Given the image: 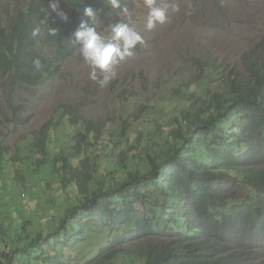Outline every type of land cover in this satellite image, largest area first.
<instances>
[{
	"label": "trees",
	"instance_id": "obj_1",
	"mask_svg": "<svg viewBox=\"0 0 264 264\" xmlns=\"http://www.w3.org/2000/svg\"><path fill=\"white\" fill-rule=\"evenodd\" d=\"M47 5L48 0H31L9 29H4L0 16V71L12 79L11 88L25 84L31 91L55 75L52 62L46 61L38 46L42 39L59 60L78 51L73 34L80 21L87 20L84 7L99 10L96 20H88L90 27L99 19L124 14L110 8L107 0H60V9L70 16L60 24L48 17ZM5 6L0 0V13ZM123 7L129 10L130 3L122 0ZM45 18L49 27L58 29L57 36H48L47 27L40 25ZM36 27L41 34L34 37ZM242 57L241 68L233 66L224 79L214 82L217 71L213 72L210 82L216 87L207 88L206 101L190 92L183 94L186 106L176 112L173 128L140 133L151 146L143 167L145 157L136 143L121 146L104 139L99 144L104 126L87 119L80 121L76 146L65 149L60 141L51 152L53 130L48 122L29 134L23 150L17 147L12 156L10 150H0V198L5 202L0 212L7 219V226L0 225V264H264V39ZM34 58L41 61L39 70L33 67ZM206 68L211 73L215 63ZM8 104L11 112L0 123L26 124L24 102L16 105L10 94ZM125 125L120 137L131 131ZM156 135L162 144L150 142ZM93 147L98 148L96 164L97 157L104 161L117 152L120 171L95 166L98 179L91 174L70 176L80 158L89 161ZM49 171L62 176V188L73 186L77 199L87 195L89 188L93 195L79 205L40 206L45 211L38 221L48 224L42 226L35 224L32 211L24 215L22 207L25 200L31 206L30 200L40 203L47 198L53 179L45 184L44 174ZM65 194L68 204L73 194ZM41 196L45 198L37 200ZM168 199L174 204L170 210ZM54 209L66 210L54 219ZM129 224L134 227L127 228ZM93 227L109 230L112 238L91 259L75 263L66 248L93 238L89 231ZM151 238L158 242L147 244Z\"/></svg>",
	"mask_w": 264,
	"mask_h": 264
},
{
	"label": "rangeland",
	"instance_id": "obj_2",
	"mask_svg": "<svg viewBox=\"0 0 264 264\" xmlns=\"http://www.w3.org/2000/svg\"><path fill=\"white\" fill-rule=\"evenodd\" d=\"M127 1L130 3V22L125 13L114 15L108 20L99 21L96 29L103 35H108L104 32L105 26L121 20L137 29L145 43L138 44L133 50L134 54L117 65L116 78L106 87L101 88L88 79L90 68L78 51L71 53L66 59L59 60L45 47V38L38 46L46 55V61L52 62L55 75L47 77L37 87H33V92L29 91L25 84H17L11 88L12 79L0 71V122L6 113L11 112L8 104L10 94L13 95L16 105L24 102L22 117L28 120L24 125L0 123V150H10L11 156L17 152V147L23 150L27 146L29 134L39 132L48 122H52L53 130L50 132L49 142L51 152L59 147L60 141L65 142V149L76 146L77 134L83 126L80 121L87 119L102 122L104 126L99 144L104 143V139L111 143L115 141L121 146H126L125 143H136L138 151L145 157L142 160L144 164L140 166L143 167L148 163L147 153L151 146L147 145L143 137L141 139L140 133H153L161 127L173 128L172 120L176 112L186 106L183 99L186 95L183 97V94L190 92L206 101L209 98L207 88L216 87L210 82L214 76L213 72L217 71L214 82L216 79H224L233 66L241 68L242 56L264 39V0H168L170 5L178 4L180 11L174 12L169 7L166 21L163 24L157 23L151 31L145 30L149 10L144 6L143 0ZM4 2L6 6L0 16L2 14L4 29H9L31 0ZM159 2L160 0H157V3ZM48 12L50 19L60 24L65 23L58 16L53 17L50 10ZM198 60H201L204 68L198 64ZM212 62L215 63V68L210 73L206 67ZM230 118L233 120V117ZM72 119H75L77 124ZM125 122L131 126V131L127 136L120 137L119 132L126 126ZM154 140L159 144L163 142L159 135L150 139V142ZM96 153L98 148L97 151L94 147L89 149V161H85L86 157L80 158L71 168L74 171L67 170L70 176L72 173H80L81 176L91 174L98 179L99 173L94 169L95 166L97 169L105 166L114 173L120 171L117 152L104 161L97 157V164L94 159ZM133 158L130 157L131 160ZM44 175L47 179L45 184L53 179L50 182L52 188L46 193L47 198L43 200L45 196H41L37 199L43 200L40 203L30 200L31 206L27 205V198L28 200L24 201L25 206L22 207L24 215L31 211L34 213L32 215L35 217V224L48 225L45 221H38L39 215L45 211L43 207L39 208L42 205L54 203L53 206L58 205L61 208L64 202V207H67L85 203L92 198L91 188L88 189L87 195L77 199L73 186L62 188L61 175L54 176L50 171ZM83 177L79 178L83 180ZM230 188L235 190L233 184ZM65 192L73 194L68 204ZM100 200H104V197L100 196ZM116 200L114 198V201ZM4 204V200L0 198V208ZM171 205L174 206L172 200L168 199L167 209L170 210ZM19 206L21 207L22 203ZM173 208L175 212L178 210V207ZM54 210L57 211L54 219H60L66 209ZM46 211L49 212L50 208ZM5 217V212H0V225L7 226ZM54 225L55 223L50 225L51 229ZM77 226L75 223V227ZM132 227L133 224H129L127 228ZM89 231L93 238L75 247L66 248L75 263H84L91 259L98 249L107 245L112 238L110 231L103 227H93ZM120 234L121 232L116 233ZM155 242H158L157 239L151 238L147 244Z\"/></svg>",
	"mask_w": 264,
	"mask_h": 264
},
{
	"label": "clouds",
	"instance_id": "obj_3",
	"mask_svg": "<svg viewBox=\"0 0 264 264\" xmlns=\"http://www.w3.org/2000/svg\"><path fill=\"white\" fill-rule=\"evenodd\" d=\"M144 6L148 8V19L145 25V30L151 31L156 24H163L167 19L169 7L172 11L179 12L178 4H169L168 0H143ZM107 5L113 10L120 9L126 14L127 20L131 21V15L127 7L122 8V0H107ZM48 10L55 12L57 16L64 22L68 21V12H63L60 9V0H48ZM98 9L91 6L83 8V15L87 20H81L76 31L74 32L73 42L78 45V52L85 63L88 64L90 71L88 79L96 83L99 87H106L113 79L116 78V67L134 53L135 47L145 43L141 33L130 26V23L119 20L115 23H110L104 28V32L108 35H103L96 29L98 22H93L95 27H90L88 20H96ZM49 14V13H48ZM70 17V16H69ZM105 21V20H101ZM40 25L47 27V35L55 37L58 35V29L48 26L47 18L40 20ZM41 34V28L36 27L32 31L34 37ZM33 67L37 70L41 68L39 58H34ZM37 87V86H36Z\"/></svg>",
	"mask_w": 264,
	"mask_h": 264
}]
</instances>
